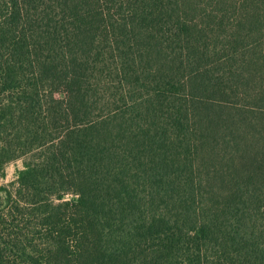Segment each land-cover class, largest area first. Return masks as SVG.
I'll use <instances>...</instances> for the list:
<instances>
[{"label":"trees","instance_id":"16d2710c","mask_svg":"<svg viewBox=\"0 0 264 264\" xmlns=\"http://www.w3.org/2000/svg\"><path fill=\"white\" fill-rule=\"evenodd\" d=\"M19 157L0 264H264V0H0Z\"/></svg>","mask_w":264,"mask_h":264},{"label":"rangeland","instance_id":"374dc122","mask_svg":"<svg viewBox=\"0 0 264 264\" xmlns=\"http://www.w3.org/2000/svg\"><path fill=\"white\" fill-rule=\"evenodd\" d=\"M23 169H25V160L22 157L6 162L0 172V185H11L12 182L17 180ZM1 195L2 192L0 191V202H2ZM75 197L76 195L73 193L66 194V198L68 199Z\"/></svg>","mask_w":264,"mask_h":264}]
</instances>
